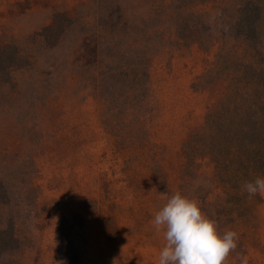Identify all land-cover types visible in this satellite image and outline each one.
Segmentation results:
<instances>
[{
	"label": "rangeland",
	"instance_id": "374dc122",
	"mask_svg": "<svg viewBox=\"0 0 264 264\" xmlns=\"http://www.w3.org/2000/svg\"><path fill=\"white\" fill-rule=\"evenodd\" d=\"M14 45L0 264H157L149 222L176 191L264 264V197L246 210L213 163L236 142L264 177V0H0Z\"/></svg>",
	"mask_w": 264,
	"mask_h": 264
},
{
	"label": "clouds",
	"instance_id": "9594fccd",
	"mask_svg": "<svg viewBox=\"0 0 264 264\" xmlns=\"http://www.w3.org/2000/svg\"><path fill=\"white\" fill-rule=\"evenodd\" d=\"M241 188L250 199L264 197V177L246 181ZM149 223L163 240L157 264H228L234 252L239 264H249L247 255L237 252L239 234L231 229L221 233L199 202L181 191L168 196Z\"/></svg>",
	"mask_w": 264,
	"mask_h": 264
},
{
	"label": "trees",
	"instance_id": "16d2710c",
	"mask_svg": "<svg viewBox=\"0 0 264 264\" xmlns=\"http://www.w3.org/2000/svg\"><path fill=\"white\" fill-rule=\"evenodd\" d=\"M21 55V51L17 46H10L0 50V61L7 66L6 69L15 68L16 62L21 59ZM230 143H234V145H221L220 147L221 151H224L227 156L217 153L219 159L214 156L213 163L217 171H220L221 168L222 170L225 168V179L223 178V182L226 185L228 184L227 186H229L230 189H236V196H239V198L242 199L239 202H242L244 208L248 210L252 207L253 200L257 198V196L250 199L248 194L242 191L241 186L246 181L255 179L257 177V173L253 168V163L251 162L249 154L250 151H245L243 146L235 144L236 142ZM211 156H213L212 153ZM262 175H264V169ZM235 184L236 186L234 187ZM230 185L233 186L231 187ZM15 237L16 236L13 233L8 236L5 234V231L0 230V249L6 248L5 250H8L10 245L13 244Z\"/></svg>",
	"mask_w": 264,
	"mask_h": 264
}]
</instances>
